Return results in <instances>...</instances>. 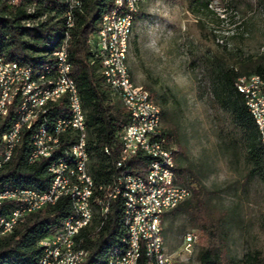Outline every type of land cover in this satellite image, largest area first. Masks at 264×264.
<instances>
[{"label":"trees","instance_id":"1","mask_svg":"<svg viewBox=\"0 0 264 264\" xmlns=\"http://www.w3.org/2000/svg\"><path fill=\"white\" fill-rule=\"evenodd\" d=\"M187 2L192 11L193 8L207 9L208 6V0ZM113 3L114 0H81L80 8L71 10L73 25L68 26L66 0H20L17 5L11 4L9 0H0V56L5 60L31 67L52 65V52L61 45L66 33L69 35L67 50L72 65L71 77L77 86L86 114L88 173L95 184L92 197L94 215L91 223L82 228L76 237L78 248L88 253L81 264H107L110 253L122 249L126 238L121 199L111 201L109 210L104 215L101 212L102 206L96 203L104 197V192L99 187L109 185L117 172L114 163L119 154L118 137L129 120V114L118 95L112 93L104 84L100 64L93 54L92 40L95 31L102 16L114 7ZM223 51L224 54L221 52L213 60L212 95L218 106L230 113L232 121L245 134V159L250 166L249 175L264 179V147L245 106L243 95L235 86L236 80L242 76L264 77V53L254 58L247 56L233 59L229 64L225 57L226 49ZM154 101L161 108L162 105L156 99ZM62 105L61 102L53 103L50 115L59 112ZM160 110L162 122L164 112L162 108ZM4 128L0 124V133ZM165 128L162 126V131L170 145L176 130L173 126L171 129ZM25 135L26 132L23 133L22 141L11 160L0 168V189L30 188L44 191L50 185V159L29 163L27 156L30 146ZM177 145L174 159L177 179L180 184L190 189L191 194L169 213H186L196 228L205 234L208 244L197 252L198 264H264V255L260 253H246L243 258L234 260L210 247L212 240L218 236V225L207 212L200 199V192L187 183V170L180 161L184 150ZM104 148L108 149V154L104 152ZM147 162L146 156H134L129 164L131 173L143 175ZM13 207V202H4L0 206V217L7 216ZM71 212V200L63 196L55 204L27 214L11 233L0 234V264H36L42 254L40 241L57 230ZM147 261L143 253L138 264H147Z\"/></svg>","mask_w":264,"mask_h":264},{"label":"rangeland","instance_id":"2","mask_svg":"<svg viewBox=\"0 0 264 264\" xmlns=\"http://www.w3.org/2000/svg\"><path fill=\"white\" fill-rule=\"evenodd\" d=\"M207 5L192 11L187 0H147L132 26L127 64L135 85L162 105L163 128L175 127L170 145L183 148L187 183L218 225L210 247L238 260L246 253L264 255V179L249 175L245 134L213 98L212 64L224 48L229 64L264 53V0ZM190 230L200 235L199 243L181 254L182 236ZM161 237L173 264H198L196 254L208 244L186 213L165 214Z\"/></svg>","mask_w":264,"mask_h":264},{"label":"bare ground","instance_id":"3","mask_svg":"<svg viewBox=\"0 0 264 264\" xmlns=\"http://www.w3.org/2000/svg\"><path fill=\"white\" fill-rule=\"evenodd\" d=\"M20 0L9 2L17 5ZM147 0H114V7L111 11L102 16L98 28L95 33H98L100 42H92L93 54L95 59L100 64V71L103 82L112 93H116L121 101L122 106L129 114L128 122L123 126L120 133L123 137L119 140V154L115 163H124V157L132 159L136 155H143L148 158V162L143 175H135L131 181V189L129 186L130 175H132L129 164L124 166V170H116V174L112 182L107 186H100L99 190H103V199H98L97 204L102 206V215L109 210V204L114 199H121L123 206L122 222L126 229V238L124 246L121 249L114 250L110 253L107 264H138L140 248L132 246L131 231L133 228V215L142 211L144 207V219H146V227H139V236L146 238L143 253L147 257V264H173L166 255L164 244L161 237V228L159 222V214L164 218L165 214L171 211V205L167 202L166 197L170 195V174L172 167H175L174 159L176 150L167 142H161L160 131L161 110L154 102L147 91L135 85L129 72L127 53L129 46V38L131 35L134 20L139 13L143 4ZM68 8L74 4V8H80L81 0H66ZM70 10L67 11L68 26H72ZM131 18H128L127 12H131ZM68 39L66 33L63 42L58 49L52 52V65H43L39 67H31L28 65L18 64L12 61H7L3 56L6 66L17 68L31 72L29 74V82L37 83L42 78H47L50 75H57L59 68V60L61 58L60 79L68 85L69 90L56 91L43 97V91L52 90V85H56V76H49L48 83L42 86H33L25 95L22 102L10 104V107L5 111V118L0 122L5 128L0 133V168L12 158V155L17 146L22 141L23 133H27L30 150L27 156L29 163H33L35 159V147L31 140L36 142H44V148L59 149L60 152L49 153L43 159H50L48 171L52 175L47 190L40 191L37 189H20V188H3L0 192L21 193L34 192L37 195L49 196L55 189H61V192L55 193L48 199H40L34 205L27 206L24 209L17 211V219L9 225L6 231L0 232L1 235H7L12 232L14 227L23 221L24 217L32 212L38 211L47 205H53L56 201L66 194L76 191V195L85 193V183L88 185L87 197H82V207H86V220L78 222V224L69 232V245H61L60 252H56L53 256H49L46 264H64L66 254H70L68 264H81L87 257L88 253L78 248L76 237L79 231L91 223L93 217L92 197L95 189V184L88 173L89 155L87 151V125L86 114L82 106V101L77 89V86L71 77L72 65L68 56ZM237 80L240 81V88H248L250 81L253 80V86L259 87L260 93H264V77L259 75L242 76ZM237 90L243 95L245 106L251 115L254 124L256 125L260 142L264 147V119L263 112L256 111L251 102L257 101V93H249L245 96L242 89ZM17 81H9L0 83V109L8 108V101H3L4 97H13L16 94ZM76 113L72 119L70 128H63V122L68 120L69 114L72 111V98ZM62 103L61 109L55 115L43 113L52 109L53 103ZM55 105V104H54ZM43 113V122L36 120ZM26 117V118H24ZM17 120H22L16 130L14 141H10V136L14 127L17 125ZM60 128V129H59ZM132 131V141L130 130ZM79 131V150L81 154L79 174L80 177L71 178V171L68 167L78 165L79 151L75 149L76 131ZM45 132H56L55 137H46ZM124 144H131L124 149ZM63 146V148L61 147ZM62 148V149H61ZM8 149V155H5ZM106 154L109 153L107 148H104ZM154 157H164V161L155 163ZM5 159V160H4ZM68 160V162H67ZM114 163V165H115ZM53 170H56L54 173ZM69 179V184H64V180ZM114 188H117L114 189ZM147 188L150 192L147 193ZM72 203V212L70 218H78L81 212V204L76 196H68ZM146 198V204H145ZM0 198V206L2 205ZM60 227L69 228V216L65 218ZM55 231H58L55 230ZM43 240L40 241V243ZM46 256V249L42 247V254L36 264H41ZM166 257V261H165Z\"/></svg>","mask_w":264,"mask_h":264},{"label":"built area","instance_id":"4","mask_svg":"<svg viewBox=\"0 0 264 264\" xmlns=\"http://www.w3.org/2000/svg\"><path fill=\"white\" fill-rule=\"evenodd\" d=\"M11 1H17V0H11ZM74 8V4L70 5L69 10V23H70V10ZM131 12H127L128 18H131ZM92 42H100V37H98V33L94 34V38ZM59 60V68H57V75H50V71L48 73L47 78H42L37 83H30L29 82V74L31 72L24 71V70H17V68H13L11 66H6V62L4 59H0V83H5V89H6V83L9 81H17V89L16 94L13 97H4L3 101H8V108L7 109H0V122L5 118V111H7L10 107V104H15V102H22L25 99L26 93L29 92V90L33 86H42L45 83H48L49 76H56V85H52V90L50 91H43V97L47 96L48 94L56 91H62V90H69V87L66 83L61 82L60 79V67H61V58L59 55L56 56ZM240 81L236 80L238 89H242L244 91L245 96L249 93H257V101L251 102L252 106L255 108L256 111L263 112V119H264V93H260L259 87L253 86V80L250 81L248 88H240ZM72 98V111L69 114L68 120H65L63 122V128H70L74 130V127L72 126V119H74V113H76V107H74V101L73 96ZM52 110V109H51ZM51 110L49 111H43V113H51ZM43 113L40 115V117L36 120V122H43ZM26 118V117H24ZM22 120H17V125L14 127V130L12 131V134L10 136V141H14V136L16 133V130L18 129V125L21 124ZM154 124H162V123H155ZM60 129V128H59ZM126 130H130L131 135V144H133L132 141V131L129 128H126ZM76 131V142H75V149L79 151V160L78 165L73 167H68L71 171V178L73 177H80L82 178L81 174H79V167L80 165V150H79V131ZM46 137H55L56 132H45ZM161 135V142H168L167 137L165 136L163 131H160ZM27 136V135H25ZM121 137H123V133L119 134V140H121ZM32 145L35 147V159L33 160V163L41 161L44 156H47L49 153L54 152H60L59 149H48L44 148V142H36V140H31ZM131 144H124V149L127 146H130ZM5 155H8V149L5 153ZM5 160V159H4ZM132 159L130 157H124V163H115V169L120 171L124 170V166L127 164H130ZM155 163H159V161H164V157H154L153 160ZM54 173H56V170H53ZM170 174V195L166 197L167 202L171 205V210L176 208L179 204L184 202L186 199L190 197V189L178 182L177 174L175 167H172ZM134 179V173L130 175V182L129 186L131 189V181ZM64 184H69V179L64 180ZM117 190V188H114ZM61 192V189H55V191H52V193L49 194V196H42L37 195L34 192H21V193H7V192H0V198H2V203L6 201H10L14 203V207L12 210L7 214V216L0 217V232L6 231L9 225H12V223L16 220H22L17 219V211L26 208L27 206H31L36 204L40 201V199H48L51 201V197L57 193ZM150 192V189L147 188V193ZM88 193V185L85 183V193L83 195H76V191L73 190V193L66 194V197L68 196H76L80 200L81 204V212L80 216L78 218H70L69 215V228H62L60 225L58 226V231H52L50 232L44 241L39 243V245L46 249V256L41 264H46L49 256H53L56 252H60V246L61 245H69V232L72 230L78 222L82 220H86V207H82V197H87ZM116 200V199H114ZM145 204H146V198H145ZM159 222H160V228H162V222H163V216L159 214ZM139 227H146V219H144V207L142 208V211L139 213H136L133 215V228L131 231V238H132V246H137L140 248V255L143 254V246H145L146 238H141L139 236ZM200 235L194 231L190 230L183 234L182 236V249L180 250L181 254H191L197 244L199 243ZM70 254H66V261L64 264H68ZM124 259L121 261V264H123ZM166 261V257H165Z\"/></svg>","mask_w":264,"mask_h":264},{"label":"crops","instance_id":"5","mask_svg":"<svg viewBox=\"0 0 264 264\" xmlns=\"http://www.w3.org/2000/svg\"><path fill=\"white\" fill-rule=\"evenodd\" d=\"M162 240H163V238H162Z\"/></svg>","mask_w":264,"mask_h":264}]
</instances>
